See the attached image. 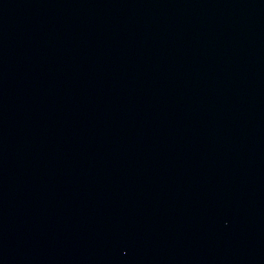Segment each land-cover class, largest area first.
Masks as SVG:
<instances>
[{"label": "water", "instance_id": "obj_1", "mask_svg": "<svg viewBox=\"0 0 264 264\" xmlns=\"http://www.w3.org/2000/svg\"><path fill=\"white\" fill-rule=\"evenodd\" d=\"M0 264H264V0H0Z\"/></svg>", "mask_w": 264, "mask_h": 264}]
</instances>
